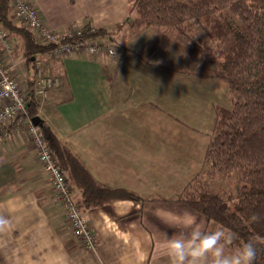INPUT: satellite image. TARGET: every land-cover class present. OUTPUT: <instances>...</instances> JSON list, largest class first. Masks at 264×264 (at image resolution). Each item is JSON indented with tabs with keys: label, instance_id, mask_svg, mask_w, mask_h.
Listing matches in <instances>:
<instances>
[{
	"label": "crops",
	"instance_id": "crops-1",
	"mask_svg": "<svg viewBox=\"0 0 264 264\" xmlns=\"http://www.w3.org/2000/svg\"><path fill=\"white\" fill-rule=\"evenodd\" d=\"M27 1L58 34L85 24L110 29L125 21L127 11V0ZM11 39L14 51L1 53L3 62L25 88L30 72ZM121 45L119 61L105 55L47 61L44 65L60 86L49 92L39 118L69 145L98 184L134 192L143 200L83 209L95 234V248L85 249L72 234L63 208L51 201V181L26 128L12 133L8 126L0 130V218L7 221L0 229V264H169L165 242L178 231L179 220L194 216L206 231L221 230L168 200L201 171L215 107L224 103L216 98L209 105L207 130L194 128L186 118L187 106L178 109L179 102L187 101L181 97L196 92L189 76L169 70L173 58L166 52L158 54L148 44L137 49ZM147 58L161 63L153 65ZM203 85L214 89L215 84ZM202 124L199 119L197 125ZM226 252L233 251L226 246Z\"/></svg>",
	"mask_w": 264,
	"mask_h": 264
},
{
	"label": "trees",
	"instance_id": "trees-1",
	"mask_svg": "<svg viewBox=\"0 0 264 264\" xmlns=\"http://www.w3.org/2000/svg\"><path fill=\"white\" fill-rule=\"evenodd\" d=\"M10 1L0 0V22L23 41L22 57L30 72L26 80V118L32 121L39 117L40 107L35 56L52 47L38 43L27 27L14 23ZM147 29L174 32L190 43V55L215 62L217 66L210 74L169 70L222 81L232 101L230 109L215 110L203 169L168 202L186 206L223 230L232 237L228 248L238 249L253 237L264 238V0H127L124 22L110 29H93L90 24L80 27L82 38L108 37L114 43L115 32L140 33ZM197 29L203 31L206 40L195 37ZM40 129L82 210L143 200L134 192L98 184L67 143L51 128L42 125ZM219 176L227 185L211 187L212 180ZM253 214L259 216L257 222H252ZM257 249L255 264H264V244H257Z\"/></svg>",
	"mask_w": 264,
	"mask_h": 264
},
{
	"label": "built area",
	"instance_id": "built-area-1",
	"mask_svg": "<svg viewBox=\"0 0 264 264\" xmlns=\"http://www.w3.org/2000/svg\"><path fill=\"white\" fill-rule=\"evenodd\" d=\"M12 1L14 17L24 22L41 42L52 47L50 51L44 53L48 59L58 60L68 55H85L87 57L106 55L113 60L116 57L120 58V54H117L110 38L96 40L82 38L80 29L59 35L42 20L38 11L27 0ZM0 43L2 46L0 51V130L10 126L12 133H18L26 128V132L30 135L31 145L37 152L38 161L51 181L53 201L63 207L72 234L82 242L83 247L94 249L95 234L82 216L81 206L74 201L71 187L65 175L47 147L40 127L35 126L31 120L26 118L28 110L26 87L23 88L19 81L8 73L3 62L1 53L11 55L14 51V44L1 22ZM21 62H26V59L23 57ZM37 65V95L43 104L48 98L49 92L60 86V79L46 70L40 60L37 61Z\"/></svg>",
	"mask_w": 264,
	"mask_h": 264
},
{
	"label": "rangeland",
	"instance_id": "rangeland-1",
	"mask_svg": "<svg viewBox=\"0 0 264 264\" xmlns=\"http://www.w3.org/2000/svg\"><path fill=\"white\" fill-rule=\"evenodd\" d=\"M12 3H13V1L11 0L10 1V8H11V15H12V19L14 20V23L16 25H20V26L27 27L24 22L19 21L18 19H16L13 16L14 11H13V8L11 6ZM52 30H54V29H52ZM147 31H151V32L148 33L149 36L146 35V34H143V33H141V34L139 33L137 35L138 32H135L132 35V33H129L127 30L124 31V32H122V33L115 32L114 35L116 33H118L117 34V37L118 38H116V36H115L116 41H115V43L113 42V46H114V49H116L117 54H121L120 47L121 46H124V45H121L122 43L125 44L126 46H128L129 44H131L135 49L142 48L143 46L145 47L148 44L149 46H152L154 48L153 49L154 51L157 49L158 50V54L160 52H166L167 54H169L173 58V60L171 62L172 64H170V66H167V67L182 68V69H186V70L190 71L191 73H194V74H197V75H200V74L203 75V74H208V73L210 74L212 71H214V68L217 66L215 64V62L214 63H208L207 61L203 60L201 58V56L198 55V54H196V55H190L187 52V47H188V45L190 43L187 42L186 39L181 38L176 33L170 32V31H167V30H164V29H147ZM8 34L10 35L11 38L14 39L15 43L18 44V51H19L18 54L22 56L23 55L22 54L23 41L19 37H15L9 31H8ZM66 34H68V33H66ZM195 34H196L195 37L201 36L205 40L207 38L206 36H204L203 31L201 29H197V32ZM134 36H136V37L133 38ZM142 36H148L150 38H148L146 40V42H144L142 40ZM152 36H154L155 39L154 38H151ZM35 37H36V40H37L38 43L46 44L44 42H41L37 38V36H35ZM137 39H138V42H136V43L131 42V41H134V40H137ZM159 44L161 46H159ZM156 46H158V47H156ZM215 47L217 48V46H215ZM213 49H215V48L213 47ZM166 58H169V57H166ZM109 59H111V58H109ZM119 59H118V57H116L114 59V61H119ZM39 60L41 61V64L46 68V70H49L50 73L52 74L51 69L48 68V66H46L44 64L48 63L49 61H54V60L48 59L44 54H38V55H36L35 56L36 71H37V66H38L37 65V61H39ZM111 60H113V59H111ZM147 61H149V63H150L151 60H149L147 58ZM142 62H145V61H142ZM151 62L153 63V65L155 63H157V62L158 63H161L160 60H156V59L155 60H152ZM145 63H147V62H145ZM188 79L190 80L189 81V84L190 85H193V86H191V88L192 87H195L194 90L196 92L194 93V91H192V93H191V91H189L188 92V95L181 97L183 100H187V101L179 102L178 103V109H181V108H184L185 106H187L184 110L186 111V113H188V115H187L186 118H188L189 124L190 125H193L194 128L198 127L201 130H207V129H205V127L211 125V122H210V120H211V113H210V111L211 110H210V106L209 105L211 104L212 101H214L217 98V99H219V101H222V103H224L225 107H228L229 105L232 106L231 94L229 92V89H228V86L226 85V83H224L222 81L212 80V79H207V78L205 80L202 77H196V76L195 77L194 76H189ZM210 80H212V81H210ZM208 81H210L211 83H209ZM205 82H207L210 86L214 83L215 84L214 85V89L213 88H207L206 86H204L203 84H205ZM216 87H218V88H216ZM35 88L37 90V80L36 79H35ZM38 98H39V96H38ZM182 99H178V100H182ZM39 101H40V107H39L38 115H39L40 110L42 109L43 104H44V103L42 104L40 98H39ZM225 107H222V108H225ZM216 108H219V107H215V110H216ZM230 108H228V109H230ZM215 110H214V113H215ZM192 111L194 113V117H192V119H191L190 118V114H191ZM183 118H185V116ZM199 119H201L203 121V124L200 125V126L197 125L199 123ZM214 122H215V117H214ZM214 125L215 124H213V127H214ZM213 127H212V130H211V133L210 134H212V132H213ZM211 136L212 135H210L209 143L211 141ZM209 143L207 145V148L209 146ZM207 148H206V151H207ZM205 156H206V152H205ZM204 165H205V159H204V161L202 163V169H203ZM198 174H196L194 176V178ZM226 185H227L226 184V180L222 176H219L215 180H212V182L210 184L211 187L214 186L216 188L218 186L225 187ZM52 194H53V191L51 192V196H50L51 201L54 204H57V203H55L53 201ZM58 205H60V204H58ZM228 249L230 251H235L236 250V249H232V248H228Z\"/></svg>",
	"mask_w": 264,
	"mask_h": 264
},
{
	"label": "clouds",
	"instance_id": "clouds-1",
	"mask_svg": "<svg viewBox=\"0 0 264 264\" xmlns=\"http://www.w3.org/2000/svg\"><path fill=\"white\" fill-rule=\"evenodd\" d=\"M251 220L257 222L259 216L253 214ZM6 224L0 218V229ZM176 227L178 231L165 242L169 264H255L257 244H264V238L257 236L228 253L226 245L232 237L224 231H206L194 216L179 220Z\"/></svg>",
	"mask_w": 264,
	"mask_h": 264
},
{
	"label": "water",
	"instance_id": "water-1",
	"mask_svg": "<svg viewBox=\"0 0 264 264\" xmlns=\"http://www.w3.org/2000/svg\"><path fill=\"white\" fill-rule=\"evenodd\" d=\"M32 122H33V124H34L35 126H38V127H41V126L43 125L39 117L33 119Z\"/></svg>",
	"mask_w": 264,
	"mask_h": 264
}]
</instances>
